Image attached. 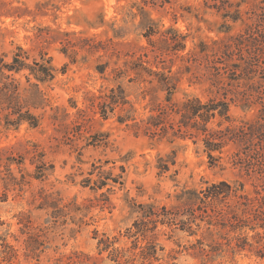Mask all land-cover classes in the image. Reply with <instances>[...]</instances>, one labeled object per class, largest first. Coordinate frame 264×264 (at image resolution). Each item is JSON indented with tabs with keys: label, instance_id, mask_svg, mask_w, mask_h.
Listing matches in <instances>:
<instances>
[{
	"label": "rangeland",
	"instance_id": "1",
	"mask_svg": "<svg viewBox=\"0 0 264 264\" xmlns=\"http://www.w3.org/2000/svg\"><path fill=\"white\" fill-rule=\"evenodd\" d=\"M16 53L56 75L38 126L0 112V264H264V0H0V57ZM139 63L179 75L174 102L227 101L230 119L138 131L157 84ZM119 85L128 102L105 117Z\"/></svg>",
	"mask_w": 264,
	"mask_h": 264
},
{
	"label": "trees",
	"instance_id": "2",
	"mask_svg": "<svg viewBox=\"0 0 264 264\" xmlns=\"http://www.w3.org/2000/svg\"><path fill=\"white\" fill-rule=\"evenodd\" d=\"M237 18V17H236ZM258 38L254 26H250L247 33L240 35L236 39V43L241 45L244 41L251 38ZM150 36V33L147 35ZM173 39V38H172ZM184 40V38H183ZM185 48V43L182 40H176L175 49L180 50ZM20 52L23 51L19 47ZM24 68L30 70V75H33L37 82H32L30 75H27L28 86L22 87L14 77L15 72H20ZM135 72L145 77L151 85L146 89L145 96L151 97L152 113L139 122L131 124L140 131H144L151 137L159 136L163 138L169 136L183 135L184 132L190 129L200 130L204 133L210 131L208 124L217 115L230 119L229 110L230 104L227 101L211 99L204 102L200 97L188 96L183 102L178 103L173 101V95L177 89L180 80L177 73H173L171 69L168 71L156 70L145 66L143 63L133 65ZM164 68H166L164 66ZM55 70L51 65V59L48 63L35 61L34 65L27 63L21 56L16 53L11 62H6L4 57H0V112L7 111L5 119L7 123L18 125L22 122H29L32 126H38L42 115H37L33 109L45 108L48 105L46 93L40 89V82H48L55 78ZM164 92V99L158 95L159 92ZM103 100L100 107L106 117L109 111H114L116 107L124 105L128 102L124 88L119 85L118 88H112L108 94L101 96ZM128 119H134L129 114L120 116L119 120L126 122ZM229 133L233 134L232 128H229ZM217 131H210L209 135H216ZM221 142L207 141L209 150L221 148ZM213 158V155L210 153ZM224 187L231 189V185L226 181L214 183L210 187L209 196L219 197L224 192ZM162 210L167 214L168 210L163 207ZM153 213L152 210H145L144 217H149ZM159 221L158 219L154 220ZM163 221V220H161ZM138 225V224H137Z\"/></svg>",
	"mask_w": 264,
	"mask_h": 264
}]
</instances>
